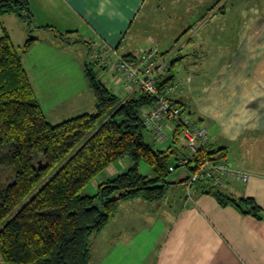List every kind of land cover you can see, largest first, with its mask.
Masks as SVG:
<instances>
[{
  "label": "crops",
  "instance_id": "1",
  "mask_svg": "<svg viewBox=\"0 0 264 264\" xmlns=\"http://www.w3.org/2000/svg\"><path fill=\"white\" fill-rule=\"evenodd\" d=\"M29 1L38 39L23 61L49 121L60 123L96 110L86 60L75 50L82 38L116 48L130 59L143 46L157 47L160 54L176 48L171 77L183 84L173 92L174 101L207 128L210 151L223 149L234 167L250 174L248 182L227 179L220 189L234 199L254 198L264 209V0ZM212 2L223 5L211 7ZM155 14L204 15L198 25L191 21L184 41L174 32L173 46L170 39L164 44L152 34L134 44ZM20 20L15 13L0 17V37L8 32L24 45L32 33L24 25L17 33L8 24ZM243 24L248 25L245 31ZM210 25V31L204 30ZM99 71L101 79L110 74ZM111 81L120 85L123 98L134 94L114 75ZM181 138L175 144L172 134L169 145L178 157L186 153ZM132 164L131 159L112 163L89 186L97 191ZM183 179H171L160 202L141 197L121 202L91 239V264H264V220L243 213L234 202L223 203L209 183L195 187L189 198Z\"/></svg>",
  "mask_w": 264,
  "mask_h": 264
},
{
  "label": "trees",
  "instance_id": "2",
  "mask_svg": "<svg viewBox=\"0 0 264 264\" xmlns=\"http://www.w3.org/2000/svg\"><path fill=\"white\" fill-rule=\"evenodd\" d=\"M8 13L19 16L32 32L29 0H0V17ZM57 36L67 41L65 34ZM37 39L30 36L20 51L8 32L0 37V172L5 173L0 177V264H91L93 235L106 227L123 201L164 200L173 184L171 167L180 156L172 146L155 148L147 141L143 112L155 98L143 92L117 95L89 60L86 71L96 110L60 123L49 121L23 61ZM183 132L178 125L175 144ZM207 154L226 158L223 149L208 147ZM127 157L131 167L94 194L86 193L101 172ZM143 161L153 168V177L140 172ZM205 185L198 183L196 189ZM209 186L223 203L234 202L243 213L264 220V209L254 198L234 199Z\"/></svg>",
  "mask_w": 264,
  "mask_h": 264
},
{
  "label": "built area",
  "instance_id": "3",
  "mask_svg": "<svg viewBox=\"0 0 264 264\" xmlns=\"http://www.w3.org/2000/svg\"><path fill=\"white\" fill-rule=\"evenodd\" d=\"M88 45L93 63L100 70H109L111 75L123 81L131 93L143 92L155 98L154 104L143 112V124L159 142L170 141L178 125L184 128L182 137L186 153L179 157L177 166H172L171 171H181L186 179L189 198L198 183H209L215 188H222L227 179L248 182V171L234 167L227 158L207 154V128L174 101L173 92L179 84L169 81V78L172 63L178 57L175 53L170 51L160 54L159 49L152 46L143 48L137 58L130 59L116 48L96 40H90Z\"/></svg>",
  "mask_w": 264,
  "mask_h": 264
},
{
  "label": "rangeland",
  "instance_id": "4",
  "mask_svg": "<svg viewBox=\"0 0 264 264\" xmlns=\"http://www.w3.org/2000/svg\"><path fill=\"white\" fill-rule=\"evenodd\" d=\"M219 3L220 2H212L209 5L211 7H214V6L220 7V6L223 5L222 3H220V4ZM205 5H207V4H205ZM225 5L228 6V3H226ZM189 15H191V14H155L151 19H149L146 22V26L144 28V31L141 34H139L138 36L135 37V39L133 40V43L137 44V43L144 42V40L148 39V37L151 34L156 36L159 39V41L161 43H164V44L169 42V39H170V44H168V45L172 44V46L174 45L173 37L175 38L177 35H181V36H178V38H177L178 41H184L185 35L183 33L186 32V30L188 29L187 27H189V25L191 24V21L193 20V25L194 26L200 24L201 20H202L201 17L204 14H192L193 15L192 18H189L190 17ZM231 20H233V19L231 18ZM8 24L13 29L15 27L17 29V33L21 32V30L23 28V25L26 27V29L28 28L27 23H25L23 20H20L19 23H14V24L12 22H8ZM210 27H211V25L209 27L205 28L204 30L210 31L211 30ZM244 27L248 28V25L247 24H243V31H245ZM167 28L168 29H172V34H170L168 32ZM174 32L177 35L172 36L174 34ZM31 33H32V35H31L32 37H36L37 36V32L35 30V27H33V30H32ZM16 37H17L16 38L17 40H16L15 44L17 45V47H19V50L22 51L24 45L21 44L22 46H19V43H20L19 42V38H18V36H16ZM237 39H238V37H236V40ZM171 40H173V41H171ZM88 41H90V40H88ZM66 42L69 43L70 40L67 39ZM77 45L78 46L75 47V50L80 55H82V57L85 58L86 61L89 60L92 63V65H93V67H94V69L96 71L100 70V68H98L96 65H94V63H93L94 61L92 60V56H91V53H90V48H89L88 44L84 41V38H82L80 43H78ZM148 46H143L142 48H145V47H148ZM170 51L173 52V54L175 53V56H178V54H179L176 48L172 49V50H169L168 52H170ZM172 68L174 69V66ZM98 75H99V73H98ZM111 76H112L111 74L107 73V74H105L103 79H101L100 77L99 78L106 84L107 87H109L111 90L115 91L117 95L123 97V90L120 88V85L118 86V85H116L115 83H113L111 81ZM178 84L181 86L183 83H179L178 82ZM149 134H150V132L146 133L147 141L152 143L155 146V148L165 149V148H168L169 145H171L170 141L165 142V143L156 144V143H154V141H152V139L149 136ZM181 139H183V138H181ZM126 160H130V158L127 157V158H125V161ZM140 172L142 174L149 175L151 177H153L155 175L153 168L148 163H146L144 161L141 162V164H140ZM4 175H5V173L3 171H1L0 172V177H3ZM181 176H182L181 171L177 170L176 172H173L171 174L170 179H174V178L181 177ZM95 191L90 186L86 189V193H88V194H94Z\"/></svg>",
  "mask_w": 264,
  "mask_h": 264
}]
</instances>
